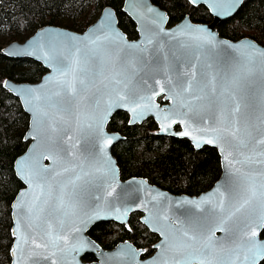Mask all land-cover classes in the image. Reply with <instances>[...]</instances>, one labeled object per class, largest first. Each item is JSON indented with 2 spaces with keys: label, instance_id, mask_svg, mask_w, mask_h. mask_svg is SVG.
Returning <instances> with one entry per match:
<instances>
[{
  "label": "water",
  "instance_id": "95a60500",
  "mask_svg": "<svg viewBox=\"0 0 264 264\" xmlns=\"http://www.w3.org/2000/svg\"><path fill=\"white\" fill-rule=\"evenodd\" d=\"M187 1L194 7H205L211 21L196 23L185 15L169 25L167 12L151 0H124L122 11L135 24L136 38L127 37L119 27L115 10L106 6L82 32L44 25L23 41H11L2 48L1 52L9 58H30L45 69L36 82L9 79L3 82V88L18 99L28 116L23 135L28 145L13 162L22 187L10 205L13 239L10 264H150L153 258H158L161 264L164 260L171 261L175 253L162 246L165 238L161 231L171 237L176 229L190 227L187 214L194 213V218L204 215L201 209L206 212L212 208L222 198L220 193H224L227 209L229 189L238 176L236 169L264 171V163L244 166L238 163L243 159L241 151L257 154L264 151V145L255 143L264 133L261 122L264 72L258 56L251 75L245 76L243 67L247 55L253 49L264 51V46L249 37L226 39L216 27L235 15L245 0H238V6L230 14L222 13L223 6L218 0H197L195 4ZM209 35L214 38L212 43L206 42ZM76 49L87 63L74 71L70 69L67 75L57 73V59L70 65L73 59L70 52ZM237 76L241 78L234 83ZM117 80L121 82L116 83ZM58 81H67L76 89L75 94L65 91L59 97H52L68 111H57L45 99L58 90ZM189 81L192 90L182 92ZM34 96L40 99H32ZM120 96L127 99L120 100ZM27 100H32V104L26 103ZM237 102L239 126L243 128L247 124L254 138L243 149L231 137L222 135L217 139L211 132L202 131L221 126L225 117L231 120ZM137 105L142 115L130 110ZM37 111L48 113L40 123H37ZM118 112L127 114L129 125L152 119L158 135L186 139L195 150L204 146L214 148L220 160L218 179L193 196L171 193L145 177L121 179L113 148L124 137L108 129L110 119ZM186 131L188 135H184ZM106 139H111V143H104ZM209 139L213 143H208ZM255 159L261 161L264 157L256 155ZM78 165L92 173L91 182L81 181L74 204L57 210L61 188L73 176L72 169L80 172ZM105 167L112 172L105 175L96 171ZM191 201L199 203L200 208ZM134 213H139L140 223L158 236L150 256L143 257L144 249L128 240L104 249L91 237L92 228L100 222H114L128 228L130 215ZM258 215V209L251 215L237 213L224 226L226 231L214 230L219 258L230 261L235 258L230 249L243 250L248 246L244 232L251 229L246 224L257 231L255 239L264 243L263 228L257 226ZM85 256L94 260L86 261Z\"/></svg>",
  "mask_w": 264,
  "mask_h": 264
},
{
  "label": "trees",
  "instance_id": "16d2710c",
  "mask_svg": "<svg viewBox=\"0 0 264 264\" xmlns=\"http://www.w3.org/2000/svg\"><path fill=\"white\" fill-rule=\"evenodd\" d=\"M124 0H0V39L22 41L44 25H66L84 31L96 20L101 10L112 7L119 27L128 38L137 37L135 24L122 11ZM167 12L169 25L188 15L193 22L209 23L211 16L203 6H192L187 0H151ZM219 35L229 40L249 37L264 46V0H245L235 15L217 26ZM0 45V264H10V205L22 187L13 170V162L28 143L23 140L28 116L17 98L3 88L5 79L16 82H36L45 73L43 66L30 58H9ZM108 129L124 137L113 148L122 179L145 177L174 194L198 195L208 189L220 175V160L216 150L204 146L195 150L186 139L160 136L152 119L142 124H128V116L118 112L112 116ZM140 214L130 215L129 227L114 222L94 225L90 235L104 249L129 240L153 253L158 236L139 221ZM261 236L264 237V228ZM147 248V249H146ZM84 260L93 261L92 256ZM260 264H264V259Z\"/></svg>",
  "mask_w": 264,
  "mask_h": 264
},
{
  "label": "snow or ice",
  "instance_id": "6c2138e0",
  "mask_svg": "<svg viewBox=\"0 0 264 264\" xmlns=\"http://www.w3.org/2000/svg\"><path fill=\"white\" fill-rule=\"evenodd\" d=\"M191 3L195 4L197 0H190ZM218 2L223 6L221 11L224 14H230L238 6V0H218ZM151 11V9H149ZM196 32H205V29H195ZM214 40L210 35L206 37V42L212 43ZM151 43V40L148 41ZM95 43V41H93ZM245 48H251V45H245ZM73 59L70 65H65L63 59H57L56 61V72L61 75H67L68 71L75 70L76 67H80L82 64H86L87 60L84 61L80 58V50L76 49L74 52H70ZM259 57V63L261 67V72H264V51L253 49L246 57V64L244 67L245 76L251 75L255 67V57ZM83 70V68H81ZM194 75V74H193ZM241 77H234L233 82L235 83ZM117 80L116 83H120ZM83 83V81H81ZM7 86V82H5ZM192 90V82L189 81L186 87H182V92H189ZM35 92V90H30ZM65 91H71L75 94V87L68 83L67 81H58V90L51 93V96L46 97V101L50 102L51 107H55L57 111H68L64 108L61 103L57 100H53L52 97H59ZM163 91V88H161ZM203 92V89H200ZM199 98V97H197ZM32 99L39 100L40 97L34 96ZM120 100H126L127 96H120ZM145 99L144 97L140 98ZM233 99L235 97L233 96ZM135 103V101H132ZM26 103L32 104V100H27ZM136 107H132L130 110L136 115H142V112H138ZM30 110H32L30 108ZM240 112V104L237 102L235 107L231 112L232 119L228 120L226 117L220 122L221 126L204 129L202 131L211 132L217 139L221 136L231 137L236 141L239 148H247L249 143L254 139L247 124L241 128L240 121L236 119V114ZM37 117V123H40L43 118L48 116L47 112L37 111L35 113ZM167 119V117H165ZM261 122L264 123V117L261 118ZM91 128V125H89ZM186 131L184 135H188ZM195 139V137H193ZM35 139V136H33ZM208 143H213L212 139L207 140ZM104 143H111V139H106ZM256 144L264 145V133L261 134L258 140H255ZM231 155V154H229ZM243 157L242 160L238 161L242 166L250 165L252 163H264V160L257 161L255 159L256 155L264 157V151L260 153H245L240 152ZM226 159L228 157L226 156ZM231 163V161H229ZM80 172H76L72 169L73 176L68 180L66 185L61 188V195L57 198V210H62L65 207L72 206L74 204L77 191L80 188V182L84 183L91 182L92 173L85 171L83 165H78ZM47 171V169H44ZM67 171V169H66ZM96 171H101L103 174L107 175L112 170L108 167L97 168ZM238 173L237 179L235 180L233 186L229 189V206L225 208V202L223 199L224 193H220L221 199L213 205L212 208L208 209L206 212L201 209V212L205 213L200 217H195L194 213H188L191 225L188 228L176 229L175 233L170 237L168 233L161 231V235L164 236V242L162 246H166L165 250H171L175 253L171 261L164 260L162 264H190L191 261H198V264H258L259 260L264 259V243L258 242L255 237L258 235L257 231L251 227L250 224H246V227L251 229L244 232V236L247 237V247L243 250L240 249H230L229 251L234 254V259L225 262L217 256L216 253V241L214 240V230L226 231L225 225L237 215V213L247 212L251 215L257 209L259 210V215L257 217L258 227L264 228V171L250 172L241 171L240 169L235 170ZM59 175V174H57ZM31 175L28 177L31 180ZM70 186V191L68 190ZM51 191V188L49 187ZM65 196L68 199H65ZM39 200V197H36ZM189 203L195 204L196 208H200V204L194 201ZM202 203V202H201ZM119 218V217H118ZM166 219V217H165ZM199 245V246H197ZM40 245H37L39 247ZM83 248V245H81ZM76 248L73 247V251ZM179 258H176V257ZM150 264H161L158 258H153Z\"/></svg>",
  "mask_w": 264,
  "mask_h": 264
},
{
  "label": "rangeland",
  "instance_id": "374dc122",
  "mask_svg": "<svg viewBox=\"0 0 264 264\" xmlns=\"http://www.w3.org/2000/svg\"><path fill=\"white\" fill-rule=\"evenodd\" d=\"M93 23V22H92ZM61 27H65V28H67L66 27V25H60ZM68 29H71V28H68ZM71 30H73V29H71ZM75 31V30H74ZM78 32V31H77ZM21 41V40H20ZM23 41V40H22ZM11 41L8 39V37H3V38H1L0 39V45L1 46H5V45H7L8 43H10ZM13 240V239H12ZM156 242L158 241V240H155ZM155 242V243H156ZM12 244V243H11ZM140 248V247H139ZM147 249V248H146ZM144 251H146V250H144ZM145 253V252H144ZM144 256V255H143Z\"/></svg>",
  "mask_w": 264,
  "mask_h": 264
},
{
  "label": "flooded vegetation",
  "instance_id": "af4514ba",
  "mask_svg": "<svg viewBox=\"0 0 264 264\" xmlns=\"http://www.w3.org/2000/svg\"><path fill=\"white\" fill-rule=\"evenodd\" d=\"M110 131H111V130H110ZM118 144H119V143H117L116 145H118ZM116 145H115V146H116ZM115 146H114V147H115ZM120 178L122 179L121 175H120ZM155 235H156V234H155ZM128 241H129V240H128ZM132 244H133V243H132ZM133 245H134V244H133ZM152 246H153V245H152ZM136 247H137V246H136ZM137 248H139V247H137ZM142 249H144V248H142ZM144 250H145V249H144ZM147 256H149V255H146V251H145V254H144L143 257H147Z\"/></svg>",
  "mask_w": 264,
  "mask_h": 264
}]
</instances>
